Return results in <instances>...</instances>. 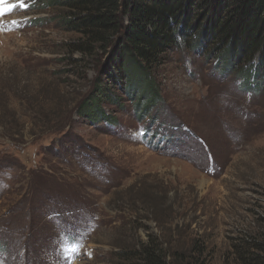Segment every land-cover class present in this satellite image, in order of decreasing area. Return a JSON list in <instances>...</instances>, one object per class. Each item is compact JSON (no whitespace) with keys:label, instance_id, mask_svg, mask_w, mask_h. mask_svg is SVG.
<instances>
[{"label":"rangeland","instance_id":"1","mask_svg":"<svg viewBox=\"0 0 264 264\" xmlns=\"http://www.w3.org/2000/svg\"><path fill=\"white\" fill-rule=\"evenodd\" d=\"M25 2L0 30V264H140L151 237L169 264H241L237 245L264 243L252 64L181 41L146 101L125 82L127 14L95 42L64 0Z\"/></svg>","mask_w":264,"mask_h":264},{"label":"trees","instance_id":"2","mask_svg":"<svg viewBox=\"0 0 264 264\" xmlns=\"http://www.w3.org/2000/svg\"><path fill=\"white\" fill-rule=\"evenodd\" d=\"M63 4L83 13L72 29L86 28L84 34L95 42L105 41L107 32L120 33L118 14H127L122 29L125 82L146 101L157 97L152 68L159 53L181 41L200 47L206 41L215 42L214 49L226 54L227 65L251 63V71L259 76L258 86L264 88V0H64ZM237 252L241 264H264V255H260L264 243L256 241L244 250L237 245ZM136 256L140 264H169L162 242L154 237L142 243Z\"/></svg>","mask_w":264,"mask_h":264},{"label":"snow or ice","instance_id":"3","mask_svg":"<svg viewBox=\"0 0 264 264\" xmlns=\"http://www.w3.org/2000/svg\"><path fill=\"white\" fill-rule=\"evenodd\" d=\"M27 3L25 0H17L16 3H11L10 0H0V30H7L3 23V18L10 14L13 10L17 8H27ZM11 23L17 24L18 21H12Z\"/></svg>","mask_w":264,"mask_h":264},{"label":"bare ground","instance_id":"4","mask_svg":"<svg viewBox=\"0 0 264 264\" xmlns=\"http://www.w3.org/2000/svg\"><path fill=\"white\" fill-rule=\"evenodd\" d=\"M10 2H11V3H16V2H17V0H10Z\"/></svg>","mask_w":264,"mask_h":264}]
</instances>
